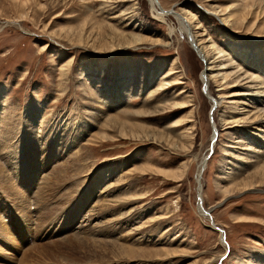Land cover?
I'll return each mask as SVG.
<instances>
[{"label": "rangeland", "instance_id": "obj_1", "mask_svg": "<svg viewBox=\"0 0 264 264\" xmlns=\"http://www.w3.org/2000/svg\"><path fill=\"white\" fill-rule=\"evenodd\" d=\"M158 5L171 11L167 21L157 17ZM174 11L192 13L200 33L226 47L236 64L247 54L230 45L245 40L264 50V0H0V115L8 120L0 122L7 134L0 136V264H261L264 184L242 183L264 156L252 165L243 161L245 169L238 164L264 150L258 130L264 125L245 119L247 100L233 95L241 85L203 77L209 62ZM238 15L246 16L244 24L235 23ZM112 27L143 41L128 45ZM165 80L181 83L157 91ZM112 115L116 137L106 123ZM212 116L218 138L200 192L196 176L210 151ZM61 119L66 125L55 129ZM242 137L255 148L244 150ZM73 140L71 149L66 144ZM167 170L184 175L168 179ZM109 184L127 188L134 201L121 211V201L104 200L113 197ZM199 194L225 230L224 245L199 212ZM109 207L117 212L85 220L92 208L107 214ZM120 211L124 220L106 221L117 222ZM106 223L116 245L84 231ZM94 237L111 242L96 245ZM134 237L147 241L134 244L138 251L130 255Z\"/></svg>", "mask_w": 264, "mask_h": 264}, {"label": "bare ground", "instance_id": "obj_2", "mask_svg": "<svg viewBox=\"0 0 264 264\" xmlns=\"http://www.w3.org/2000/svg\"><path fill=\"white\" fill-rule=\"evenodd\" d=\"M249 1V0H248ZM246 3V2H245ZM154 4V6H157L155 3H153ZM159 7V6H158ZM230 6H226V7H223V8H221V11L222 12H224V14H225V12L226 11H228V10H230ZM246 8H247V6H246ZM249 8H251L250 6H249ZM154 9H156L155 7H154ZM161 9V8H160ZM159 8L158 9H156V15H157V17L159 18V19H161L162 21H167V15H169V14H167V13H165V12H163L162 10H160ZM251 11V9L248 11V12H250ZM250 14V13H249ZM259 15V14H258ZM184 16V15H183ZM182 15H177V19L179 20V22H180V25H181V28H182V30L186 33V34H188V35H190V37H191V39H192V41H193V43H194V45H195V47L197 48V51L199 52V54H201L202 56H203V58L205 59V60H207L209 63H208V66H207V68L203 71V77L205 78V79H210V80H214V82H216V83H219L220 85H217V86H228L229 84H231L232 82H237V84L235 83V85H241L240 87H243V88H241L240 89V91H236V93H234L233 95H235V99H238V100H241V99H244V100H247L246 101V105H247V107H243V111H245V114L247 113V115H246V118L245 119H247L248 117L249 118H251V117H253V121H256V122H260V123H262V126L264 125V50H261L262 49V46L261 45H258L257 43H252V42H250V41H245V40H241L238 44L237 43H235V45L233 44V45H230V47H232V48H230L233 52H234V48H238V50H240V53H246L247 54V56H245L244 54H243V56H242V58H241V60H242V62H241V60H239L240 62L239 63H235V60H236V57H235V55H231V53H228L227 51H226V47L224 48L223 46H220V45H218L214 40L212 41L211 40V38L208 36V33L206 32V31H203L202 33H200L201 31H199L198 29L199 28H201L200 26H198V24H193V20L195 19V18H193L194 17V15L192 14V13H189L188 12V17H186V16H184L183 17ZM190 16V17H189ZM245 20H246V16H236V18H235V23H237V24H239V23H241V24H244L245 23ZM255 24H256V20H255V22H253V24L251 25V27H254L255 26ZM112 31H115L118 35H119V37H120V41H129V44L128 45H132V46H135L136 44H138L140 41H143L142 40V37H141V34H138V33H126V32H123L122 30L120 31V29L119 28H117V27H112ZM173 31H174V29L172 28V27H170V35L171 34H173ZM117 36V35H116ZM208 36V37H207ZM260 38V37H259ZM83 39V36L82 35H80L79 36V40H82ZM119 40V39H118ZM239 41V40H238ZM237 42V41H236ZM228 49V48H227ZM214 53V54H213ZM238 53V52H237ZM251 53V57L249 58L248 57V54H250ZM217 54H219V58L222 56V57H226L227 59H226V61H221V62H218L217 61V59H219V58H217V57H214L213 58V56L214 55H217ZM246 57L248 58L247 60H246ZM251 61V62H250ZM247 63V64H246ZM227 67L226 69L227 70H223L224 69V67ZM230 69V70H229ZM244 69V70H243ZM173 73V72H172ZM171 73V74H172ZM170 74V73H169ZM168 76V75H167ZM243 80H246L245 82L243 81ZM174 80H165V81H162L161 83H160V85L158 86V88L156 89L157 91L158 90H168V89H170V87H172V86H174L175 84H177V83H181V81H174ZM243 81V82H242ZM155 90V91H156ZM156 91V92H157ZM209 91V90H208ZM210 93V92H209ZM154 94V93H153ZM0 99H1V97H0ZM170 100H171V98H170ZM170 100H166V103H168V104H165L166 105V107L169 105V107H170V105L172 104L171 102H170ZM215 100V99H214ZM170 102V103H169ZM1 103V102H0ZM186 104V103H185ZM214 104V103H213ZM187 105H182L181 107H186ZM4 108V107H3ZM245 108H247V110L245 109ZM249 108V109H248ZM5 109V108H4ZM8 109V108H7ZM1 111H3V109L2 108H0V112ZM5 111V110H4ZM7 113V112H6ZM98 113H100V112H98ZM242 113H244V112H242ZM32 114V113H31ZM95 114V113H94ZM103 114V113H102ZM96 115V114H95ZM118 116V115H117ZM117 116H114V115H112L111 116V119H109L108 121H106V123H107V125L109 124V126H111V128H114L113 129V137H116L117 135L115 134V132H116V128H117V126H115V124H118V117ZM113 118H117V119H113ZM120 118V117H119ZM5 122L6 123V121L8 122V120H7V118L6 117H2V115H0V122ZM14 122V125L16 126V123H15V121H13ZM4 124V123H3ZM124 124H125V122L124 121H122L120 124H119V126H118V129H119V131L120 130H122V128H123V126H124ZM66 124H65V121L63 122V119H61V121L59 120L58 122H57V125H56V127H55V129H63L64 128V126H65ZM83 126H84V123H83ZM216 128H217V125H216ZM174 129H176V128H174ZM173 129V130H174ZM170 132H173V130H172V128L170 127ZM217 130H218V128H217ZM258 130L259 131H264V129L262 130V128L260 127V128H258ZM3 135H7L6 133H4L3 131L2 132H0V136H3ZM3 137H6V136H3ZM215 137V134L213 133L212 134V138L211 139H213ZM56 140H54L52 143H54ZM241 144H244V145H246V146H244L243 147V149L244 150H251V148L249 147V146H252V148L254 147L253 145H248V143H249V141L248 142H245L244 141V139H243V137L242 138H240V141H239ZM216 144V143H215ZM66 145H69L70 146V148L72 149V147H74L75 145H76V143L74 142V140L72 141V142H67V144ZM214 147H215V145H214ZM255 148V147H254ZM253 148V149H254ZM3 150L5 149V148H2ZM215 149V148H214ZM252 149V150H253ZM80 150V149H79ZM257 150V149H256ZM260 150L258 149L256 152H255V150H254V153H255V155H252L251 153L250 154H247V156H245L244 158L243 157H239L240 158V160H242L241 161V163H239L238 164V167L241 169H245V167L246 166H243V164L245 165V163L244 162H248V163H250V165H252L253 163H257L258 162V160H260V158H262L264 155V150L263 151H260ZM69 153H71V151L69 152ZM71 154H73V153H71ZM71 154H70V157H69V159H70V163L71 164H73L74 162H75V156L74 157H72L71 156ZM75 154V153H74ZM73 154V155H74ZM245 154V152L243 153V155ZM256 154H258V155H256ZM4 155V154H3ZM76 155V154H75ZM242 155V156H243ZM7 156V155H6ZM11 157L12 156H8L7 157V159H11ZM205 158H206V156L202 159V160H200V163H199V166H198V172H197V176H196V178H197V181H198V183H199V191L201 192V187H200V184H202L201 182V179H200V175H202L201 174V172L203 171V168H204V166H205V164H206V166H207V162L205 161ZM6 159V160H7ZM244 159V160H243ZM72 160H74V161H72ZM244 161V162H243ZM123 163H124V161H123ZM75 164V163H74ZM249 165V166H250ZM78 166V165H77ZM80 166V165H79ZM258 166V165H257ZM6 167V166H5ZM206 168V167H205ZM2 169H4L3 168V166H2V164L0 163V172H2V171H4V170H2ZM114 169H112V171H113ZM81 171V170H80ZM240 172V171H239ZM165 175H166V178H168V179H172L173 180V178H178V177H180V176H183L184 175V173H181V172H172V171H170V170H167V171H164L163 172ZM1 174V173H0ZM4 174V173H3ZM5 175V174H4ZM4 175H2V176H4ZM11 176V175H10ZM5 177V176H4ZM4 177H2L3 178V180L5 179ZM6 177H8V175L6 176ZM253 177H257V178H259V180L257 181V180H254L253 179ZM121 178V177H120ZM1 179V178H0ZM2 180V181H3ZM121 180V179H120ZM200 180V181H199ZM12 181V180H11ZM118 182H119V180H118ZM116 183V182H115ZM257 183H259L260 185H262V184H264V163L263 164H261L260 166H259V168L258 169H256V170H254L253 172H250V174H249V179H247L246 181H244L243 183H242V185H243V187H245V189H252V188H254V186H256V184ZM10 184H12V183H10ZM114 184V183H113ZM113 184H112V186H113ZM203 185V184H202ZM258 185V184H257ZM30 187H31V185H28V187H26V190H29L30 189ZM114 187V186H113ZM108 188V189H107ZM107 188L105 189V191H107L108 190V195H110V196H113V197H109V199L108 198H105L104 200H107L108 202H119V201H121V203L122 204H117V205H119V207H121V208H119V210H123V209H125L124 207L125 206H127L129 203H131V201L133 202L134 201V199H132L133 197H134V194H132L131 193V191H130V193L126 190V189H123V188H121L120 186H118V188H115V189H113L112 187H110V184L107 186ZM121 188V189H120ZM12 190H10V192H11ZM119 191H124V193L123 194H120L119 196L116 194L117 192H119ZM126 191V192H125ZM18 190H14V193H12L13 195H15V196H17L18 194H20L21 193V198L22 199H24L23 197H25V194L23 193V192H19L18 194ZM17 194V195H16ZM38 195H39V193H38ZM107 195V196H108ZM125 195H126V197H125ZM201 195V194H200ZM40 196V195H39ZM18 197V196H17ZM202 197V196H201ZM43 198V197H42ZM21 199V200H22ZM129 199V200H128ZM25 200V199H24ZM38 200V199H37ZM131 200V201H130ZM39 201V200H38ZM101 200H99V202H100ZM99 202H98V205H99ZM37 205H38V203H37ZM97 204H96V206H98ZM24 207V206H23ZM25 208H26V206H25ZM115 208V207H114ZM199 209H200V214L202 215V216H206V217H208L209 219H210V217H209V215L207 214V213H205V211H204V209L202 208V206H200L199 207ZM24 211H26V210H24ZM91 211L93 212H91L92 214L91 215H89V217L88 218H85V220H89L90 218L92 219V218H95V217H97L98 216V218H103V216H106V217H108V215H110V213H112V215L113 214H115V212H117V210L115 211V209H113V207H109L108 208V212H107V214H105V213H103L104 211H103V209L101 210L102 212H99V209H98V211H96L95 210V208L93 209H91ZM98 212V213H96V212ZM107 211V210H106ZM120 211V216H119V220L116 222V220H117V218L118 217H115L116 219H114V218H108V220H106V221H109V224H111L112 225V223H114V221H115V224H118L122 219L124 220V217H123V212H121ZM93 222L95 221V219H93L92 220ZM104 222V221H103ZM92 223H90V225H91ZM98 224V223H97ZM109 224H104V227L101 225L100 226V228H96L97 226H94V228L93 227H91V226H89V227H87V228H85L83 225H82V227H84V231L86 232V233H88L89 231H91L89 234H91V235H95V236H100V235H104V236H108V238H110L112 241H115V244L114 245H116L117 244V242H116V240L114 239H112L113 237L112 236H114V233H113V235H110L111 233H110V227L111 226H109ZM143 224V223H142ZM106 226V227H105ZM140 226V225H139ZM109 227V228H108ZM83 229V228H82ZM109 229V230H108ZM135 230H138L139 228H134ZM143 229V228H142ZM112 230V229H111ZM106 231V232H105ZM103 232H105V233H103ZM110 233V234H109ZM1 234H3L2 232H1ZM107 234H109V235H107ZM116 234V233H115ZM144 235V234H143ZM144 237V236H143ZM135 238L134 237V240L132 241H130V239H128V241H130L131 242V244L132 245H130L129 247H128V250L130 251V255H131V253L133 254V253H135V252H137L138 250H137V248H135L134 246V244H136V243H141V242H143V241H147V240H145V238ZM108 238H93L92 240H91V242H93V243H95L96 245L98 244L97 242H100V241H105V243H107V242H111V240L110 241H106V240H108ZM117 238V237H116ZM119 238V237H118ZM124 238V237H123ZM118 240V239H117ZM127 240V239H126ZM80 241L81 242H85L86 240L85 239H80ZM221 242H222V244L224 243L225 244V242H223V239L221 240ZM121 243V242H120ZM123 243V242H122ZM223 244V245H224ZM119 245V244H118ZM121 245V244H120ZM124 246V245H123ZM127 246V245H126ZM132 246V247H131ZM119 248V247H118ZM120 249V248H119ZM125 249H126V247H125ZM121 251V250H120ZM126 250H124V252H125ZM105 252V251H104ZM118 252H119V250H118ZM263 252V251H262ZM120 253V252H119ZM223 255V253H221V255H220V257ZM98 258V257H97ZM105 258V257H104ZM107 258V257H106ZM260 259V258H259ZM99 260V259H98ZM97 260V261H98ZM104 260V259H103ZM96 261V260H95ZM214 262V260H210V261H208L206 264H212ZM259 262H261V264H264V258L262 259V260H260Z\"/></svg>", "mask_w": 264, "mask_h": 264}, {"label": "water", "instance_id": "obj_3", "mask_svg": "<svg viewBox=\"0 0 264 264\" xmlns=\"http://www.w3.org/2000/svg\"><path fill=\"white\" fill-rule=\"evenodd\" d=\"M159 6V8H161V10L163 11V12H167V13H169V12H171L170 10H165V9H163L162 8V6H160V5H158ZM174 13H176V15H178V13L176 12V11H174ZM189 37H190V35H189ZM190 39H191V37H190ZM191 41H192V39H191ZM192 43H193V41H192ZM193 46H195L194 44H193ZM205 83V87H204V89H205V91H206V85H207V83H206V81L204 82ZM212 100H214V98H212ZM215 101V103H216V100H214ZM213 108H214V105H213ZM211 121H212V125H213V133L215 134V137L212 139V143H211V147H210V151H209V153L206 155V158H205V161L206 162H208V159H209V157L211 156V154H213V152H214V145H215V143H216V141H217V138H218V130H217V128H216V124H215V122H214V118H213V116H212V118H211ZM205 167H206V164H205V166H204V168H203V171L201 172V174L204 172V170H205ZM202 178V175H200V179ZM202 180V179H201ZM200 181V180H199ZM200 187H201V189H202V184H200ZM198 205H199V207L200 206H202V208L204 209V206H203V199H202V197H201V195L199 194V198H198ZM204 211H205V213H207L208 215H209V217H210V220H211V223H212V227H214L215 229H217V230H219L220 232H221V234H222V239H223V241H226L225 239H226V235H225V230L223 229V228H221L220 226H218L217 224H215V222H214V219H213V215H212V213H211V210L210 209H204ZM228 250H229V248H228Z\"/></svg>", "mask_w": 264, "mask_h": 264}]
</instances>
